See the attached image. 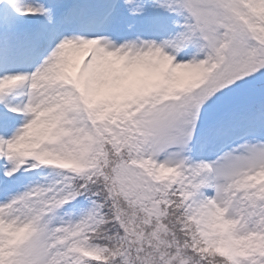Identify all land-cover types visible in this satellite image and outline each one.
Here are the masks:
<instances>
[{
	"label": "snow or ice",
	"instance_id": "snow-or-ice-1",
	"mask_svg": "<svg viewBox=\"0 0 264 264\" xmlns=\"http://www.w3.org/2000/svg\"><path fill=\"white\" fill-rule=\"evenodd\" d=\"M0 264H264V0H0Z\"/></svg>",
	"mask_w": 264,
	"mask_h": 264
}]
</instances>
